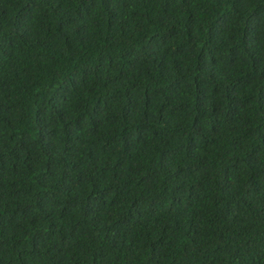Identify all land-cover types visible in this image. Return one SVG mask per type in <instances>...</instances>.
Masks as SVG:
<instances>
[{
    "label": "trees",
    "instance_id": "1",
    "mask_svg": "<svg viewBox=\"0 0 264 264\" xmlns=\"http://www.w3.org/2000/svg\"><path fill=\"white\" fill-rule=\"evenodd\" d=\"M0 264H264V0H0Z\"/></svg>",
    "mask_w": 264,
    "mask_h": 264
}]
</instances>
